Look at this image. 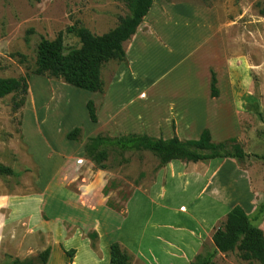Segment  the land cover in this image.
Here are the masks:
<instances>
[{"label": "rangeland", "instance_id": "374dc122", "mask_svg": "<svg viewBox=\"0 0 264 264\" xmlns=\"http://www.w3.org/2000/svg\"><path fill=\"white\" fill-rule=\"evenodd\" d=\"M168 1L213 11L222 38L215 108L235 120L224 140L235 138L248 157L176 160L160 168L150 151L110 150L101 168L85 151L76 153L89 137L117 135L101 130L98 119L85 137L91 122L82 105L87 93L74 87L85 94L72 99L71 85L33 74L38 42L64 31L65 45L78 47L68 27L80 22L101 35L130 11L122 0H0V77L29 76V102L15 109L21 95L0 98V163L14 172L0 174V210L14 224L6 231L0 215V264H40L47 248L46 264H109L114 242L131 255V264H191L213 248L214 231L235 205L264 230V0ZM77 119H83L82 140H70L73 146L61 133ZM26 211L27 221L15 224ZM71 249L72 260L66 253ZM213 261L259 264L236 252L218 253Z\"/></svg>", "mask_w": 264, "mask_h": 264}, {"label": "crops", "instance_id": "0c3cea01", "mask_svg": "<svg viewBox=\"0 0 264 264\" xmlns=\"http://www.w3.org/2000/svg\"><path fill=\"white\" fill-rule=\"evenodd\" d=\"M217 22L212 10L194 2L153 0L136 33L124 43L126 61L111 60L102 67L104 93L70 86L74 91L72 99L86 91L82 105L93 100L98 107L99 127L116 135L138 133L168 139L176 133L180 139H198L208 128L214 141H224L229 135H226L227 127L233 124V129L235 120L227 113L222 116L215 108L221 96L211 97L212 69L221 85L222 38ZM199 100H205V105ZM157 112L164 117H156ZM36 115L41 114L36 112ZM70 115L76 113L70 111ZM81 120L77 119L61 134L78 127ZM91 122L88 121L90 127L86 128L85 137L96 127ZM75 149L78 154L84 153L83 146ZM1 202L4 203L2 197ZM0 215L2 228L8 231L14 224L1 210ZM27 217L26 211L15 224L27 221Z\"/></svg>", "mask_w": 264, "mask_h": 264}, {"label": "trees", "instance_id": "16d2710c", "mask_svg": "<svg viewBox=\"0 0 264 264\" xmlns=\"http://www.w3.org/2000/svg\"><path fill=\"white\" fill-rule=\"evenodd\" d=\"M129 9V14L120 17L118 25L106 33L97 35L77 22L67 28L66 33L74 34L79 39L78 47L68 48L64 43L65 32L61 31L54 39L41 37L37 45L36 67L33 74L62 80L76 88L91 92L104 93L105 82L101 76L102 67L109 61H126L124 43L136 33L144 17L150 11L153 0H122ZM29 90V76L20 78L0 77V98L10 94L21 95L14 100V108L25 104ZM217 72L212 69L211 97H220ZM90 119L98 121L97 106L93 100L86 104ZM68 122H66V126ZM176 125L173 122L175 132ZM67 139L81 142L82 128L76 127L67 134ZM110 150L120 152L147 150L159 158V167L172 161L207 162L214 159L244 160L248 154L235 138L214 141L211 131L205 128L198 139H180L176 133L173 137H152L147 134L130 133L110 136L97 134L84 143L86 157L101 168H105ZM1 175H13L10 167L0 163ZM257 217V216H255ZM253 218L241 205H235L227 213L226 220L216 228L212 236L213 248L197 255L191 264H214L218 253L236 252L239 257L249 262L264 264V230L253 225ZM51 248L39 255L40 264H46ZM72 260L75 250L66 252ZM109 264H131V255L114 242L110 247ZM13 264H31L15 259Z\"/></svg>", "mask_w": 264, "mask_h": 264}]
</instances>
